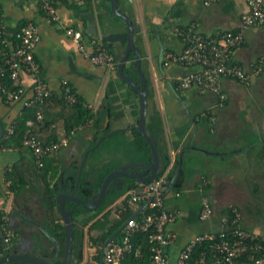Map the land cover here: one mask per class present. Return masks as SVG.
Returning <instances> with one entry per match:
<instances>
[{
	"label": "crops",
	"instance_id": "1",
	"mask_svg": "<svg viewBox=\"0 0 264 264\" xmlns=\"http://www.w3.org/2000/svg\"><path fill=\"white\" fill-rule=\"evenodd\" d=\"M101 1H93L88 12L85 0H53L59 16L55 23L45 15L38 0H0L2 27L11 35L22 21L34 24L40 38L35 50L41 67L40 77L47 81L51 90L59 93L61 82L68 81L94 112L103 110L104 102L106 105L110 102L112 118L107 123H110L112 132L130 133L139 123L138 95L135 96L133 90L120 80L118 68L112 70L94 65L79 51L77 43L64 33L65 27L81 31L82 44L88 52H92L94 46L104 49L107 46L113 50L119 63L124 54L123 47L119 43L110 46L111 43L103 38L126 33L127 27L113 13V17L108 13L106 20L101 21L98 11ZM126 1L118 0V8L135 21L139 29L134 40L138 39L136 45L142 52V70L150 82L153 102L163 123V145L169 149L172 159L169 170H174L176 158L183 155L189 160L190 171L196 172L185 183L181 193L168 191L164 198L165 207L178 212V220L167 227L177 235L176 242L168 249L171 263L175 264L190 239L224 230L222 213L230 208L240 213L239 225L244 230L264 237V228L258 221L260 214L253 212L246 201L250 195L264 197V69L251 79L249 85L224 80L222 93L215 95L201 93L196 88L179 90L177 80L188 70L177 65L163 66L167 54H178L184 49L182 40L176 35L177 28L196 23L198 30L206 35L239 28L241 15L247 11L245 0H212L209 5L205 4L206 0H131L130 6ZM134 5L140 12L138 18ZM92 20L96 37L88 33ZM244 33L245 43L235 52L233 61L247 71L258 68L259 63L264 68V28L253 27ZM21 80L28 90L34 83L33 77L27 74H22ZM22 104L23 101L7 103L0 95V215H4L2 219L8 230L16 234L12 255L54 259L55 264L61 247L43 231L44 210L39 191L45 180L37 178L38 172L32 168L35 157L24 146L1 147L3 138L8 139L10 130L14 132L13 122L21 117ZM67 108H62L55 101L49 103L42 112L44 124L33 127L44 141L52 134L57 136L58 143L67 141L66 145L46 155L50 167L69 166L76 160L81 164L85 155L88 156L89 146L95 137L89 124L66 135L65 121L72 114V108ZM47 123L51 124L50 127L43 128ZM2 127L5 135L1 138ZM183 131L186 132L180 138ZM177 141H180L179 148L174 150L172 145ZM14 168L16 174L12 180H7V173ZM179 168L171 173L169 179L166 175L163 179L169 183L178 172L177 182ZM25 180L30 184L22 193L16 196L11 192L13 181L22 184ZM47 181L54 183V173L47 174ZM202 196L209 198L214 216L208 222L191 221L190 214L200 213ZM123 200L112 206V221L119 218ZM128 201L133 215H137L142 206L132 203L129 198ZM14 210L19 211L24 219ZM253 213L257 217L252 220L250 216ZM102 233L100 230L88 232V227L85 228L80 264H99L94 241L98 242Z\"/></svg>",
	"mask_w": 264,
	"mask_h": 264
},
{
	"label": "built area",
	"instance_id": "2",
	"mask_svg": "<svg viewBox=\"0 0 264 264\" xmlns=\"http://www.w3.org/2000/svg\"><path fill=\"white\" fill-rule=\"evenodd\" d=\"M45 15L53 22L59 21L57 9L51 0H38ZM212 0H206L209 5ZM247 11L241 15L239 28L222 33L206 35L198 30L196 23H189L176 29V35L182 40L184 49L178 54H167L163 66H181L188 71L177 80L179 90L198 89L201 93L220 95L224 80H234L249 85L254 76L263 71L259 67L247 71L237 62L233 55L245 43L246 29L264 28V0H245ZM3 33L9 35L2 27ZM66 36L75 41L79 51L91 63L101 67L117 70L115 56L100 46H94L88 52L82 44L81 31L65 27ZM40 41L34 24H27L15 35L14 40L3 42L0 49V92L7 103L21 102L27 107L44 105L52 97L65 102L68 107L78 104V95L69 82H61V90L55 93L47 81L40 77V64L35 58V50ZM27 74L33 77L30 96L27 94L21 77ZM91 109V106L86 105ZM43 121L42 112H37L36 121L30 122V129L24 135L23 146L32 151L38 166L48 153L58 150L67 144L46 143L35 132L33 127ZM37 123V124H36ZM81 127V126H80ZM79 127L77 128V130ZM13 131L10 130L9 134ZM169 191V183L161 178L152 183L140 184L137 189L128 193L130 201L142 206L140 212L127 220L120 241L107 244L104 251V264H122L126 256H140V248L133 243V236L138 233L148 235L150 264H172L168 249L176 242L177 235L167 229L178 220V212L168 210L164 198ZM199 220L208 222L214 216V209L208 197L202 196ZM234 217L224 216L221 223L224 230L215 233H204L190 239L183 247L175 264H264V237L244 230L239 225L240 213L232 211ZM13 232L6 231L5 245L9 247ZM199 251V253H196ZM243 258V260H241Z\"/></svg>",
	"mask_w": 264,
	"mask_h": 264
},
{
	"label": "trees",
	"instance_id": "3",
	"mask_svg": "<svg viewBox=\"0 0 264 264\" xmlns=\"http://www.w3.org/2000/svg\"><path fill=\"white\" fill-rule=\"evenodd\" d=\"M95 0H85L87 4V11L90 12L92 8V2ZM52 3L54 4L53 0ZM100 6L98 5L99 17L101 21L106 20V14L112 16L110 3L107 1H101ZM2 17L3 12L0 8V49L3 47V42L9 40L12 41L15 38L17 32H19L26 24L27 21H22L18 27L11 33L12 37H9L3 33L2 30ZM85 19V18H84ZM87 19H85L86 21ZM238 28H235L236 30ZM91 37V36H90ZM105 49L114 55V52L111 48L105 46ZM141 52V51H140ZM142 55V52H141ZM115 56V55H114ZM36 58V57H35ZM118 61V58L115 57ZM37 60V59H36ZM128 64L124 68V74L132 79L137 85H140V80L136 70L135 64V55L130 53L128 57ZM264 69V68H263ZM32 77V76H31ZM147 90L149 91L148 95V114L146 122V131L149 136L153 137L157 143L156 148L161 161V168L158 180L163 178V176H169L171 173L175 172L177 167L179 168V178L174 188L172 190L173 194H179L183 191L185 183L192 179L196 175L195 171H190L189 160L183 155L177 157L174 162V170H169L172 159L170 151L167 147L163 145L164 143V130L163 123L159 111L157 110L155 103L153 102V93L150 88V82L147 78L146 81ZM23 83V82H22ZM24 85V84H23ZM25 87V86H24ZM26 88V87H25ZM32 87L28 90L26 88L27 94L25 97L30 96ZM74 90V89H73ZM135 96L137 93L133 90ZM1 97L5 101L3 94L0 92ZM78 104L72 108L71 118L66 119L65 129L66 135L71 134L74 130H77L80 126L90 125L95 132V137L91 142L88 149V156L86 164L83 168V173L78 184L77 190L75 192V197L83 201H90L93 198L94 193H97L101 190L102 185L106 177L111 174L113 171L121 165L126 164H137V163H151L152 162V151L149 144L144 139V137L138 132L137 128H133L130 133L128 131L123 132H112L110 123H107V120L112 118V106L109 104L105 106L103 110L92 111L91 109L86 108L85 101L80 97ZM58 102L62 108H67L68 106L63 101L57 100V98L52 97L44 105H33L27 107L22 104L21 106V117H19L14 123V132L8 137L3 138L1 142V147L12 148L23 146L24 135L30 129L27 126L29 121H36L37 112H45V109L48 108L49 103ZM68 109V108H67ZM45 122L39 125L42 126ZM107 123V124H106ZM37 124V123H36ZM50 123L45 124L43 128H49ZM6 127V126H4ZM34 129V128H32ZM187 130V129H186ZM6 131H8L6 129ZM186 131H183L180 134V138L183 137ZM59 139L54 134L48 136L45 139L46 143L55 142L58 143ZM99 145L95 147V145ZM180 141L173 143L172 147L174 150L179 148ZM48 157L43 159V165L40 167L38 164L33 161L32 168L36 170L37 178L44 179L45 183L42 189L39 191L41 196V205L44 210V222H43V231L47 233L50 239L56 241L61 247V252L59 258L55 261V264H59L64 259L65 253V226L60 215L57 197L59 195H69L73 192L76 178L78 175L80 161L76 160L69 166L61 167H50L47 165L46 160ZM100 159L98 163L94 161ZM54 161V160H52ZM92 161L94 163H92ZM53 166V165H52ZM16 168L12 169L11 172L7 173V180H12L13 175L16 174ZM49 172L54 173V183L51 184L47 181V174ZM122 189L115 190L113 193H110L104 198L103 203L95 210H87L82 205H79L72 201H67L65 203V208L68 211H72V217L75 224L74 232V241L72 247V262L71 264H80L82 257V249L84 246L85 238V228L88 227V232L93 230L103 231L98 242L104 243L119 227L123 225L129 218L133 216V211L129 207L128 196H125L132 190L137 189L139 183L135 179L123 178L122 179ZM29 181H23L22 184L12 182L10 187L11 192L18 196L24 189L29 186ZM114 188L113 186H111ZM124 198L122 203L119 205L121 207V213H119V218L117 220H111V208L116 204L120 199ZM201 209V208H200ZM200 212V211H199ZM222 215L234 217L232 213V208L226 210ZM3 214L0 215V231L2 235L0 237V258L3 256H9L14 253L13 250V239L16 234L12 236V240L8 248H6L4 239L6 235L7 228L6 223L2 219ZM191 221H200L199 213L190 214L189 216ZM4 228V230H3ZM6 228V229H5ZM15 233V232H14ZM124 236V232H121L114 241H120ZM133 243L136 248H140V256H135L134 254L126 256L122 264H150V252L148 244V235L145 233H138L133 236ZM94 242H97L94 241ZM12 246V247H11ZM101 250H99L98 260L100 258ZM199 253V251H196ZM243 260V258L241 259ZM10 264H22V263H10Z\"/></svg>",
	"mask_w": 264,
	"mask_h": 264
},
{
	"label": "water",
	"instance_id": "4",
	"mask_svg": "<svg viewBox=\"0 0 264 264\" xmlns=\"http://www.w3.org/2000/svg\"><path fill=\"white\" fill-rule=\"evenodd\" d=\"M111 6V11L114 16L121 18L126 27V33H117L112 34L108 38L104 36V40H107L111 43H119L123 49L124 54L120 59L118 64V76L121 81L125 82L127 86H129L132 90H134L138 95L139 100V123L137 126L138 132L144 137L147 143L150 146L152 151V162L151 163H137V164H126L121 165L117 168V170L113 171L109 174L103 182L102 188L99 192L94 193L93 198L90 201H83L75 197V192L77 190L78 184L80 182L83 167L86 162V156L82 160L80 164V168L78 171V175L76 178V183L74 190L69 195H59L57 197V203L60 211L61 218L63 220L65 226V234H66V241H65V253L64 259L60 264H71L72 262V247L74 241V232H75V224L72 217V211H68L65 208V203L67 201L75 202L79 205H82L87 210H95L104 201V198L108 196L110 193H113L115 190H121L123 183V178L135 179L140 184H147L152 183L159 177L160 168H161V161L160 157L156 148L157 141L148 135L146 131V122H147V114H148V90L146 86V76L142 70V57L140 51L135 44L134 37L139 32L137 27V23L133 21L127 14L123 13L118 8V0H108ZM88 33L94 37L97 36L96 28L94 26L93 20L88 25ZM135 54V64L136 70L138 73V77L140 80V85H137L132 79L124 74V68L128 62V57L130 53ZM5 135V130L1 128V138ZM98 144L95 146L97 147ZM178 172L175 173L173 179L169 182V192H171L174 188L176 178ZM110 184L114 186V188L110 187ZM16 215L20 218L24 219V216L17 210L13 211ZM133 215L132 217H135ZM131 217V218H132ZM127 225V221L123 223L121 227H119L104 243V248L107 246L108 243L115 240V238L124 230L125 226ZM11 262H19V263H26V264H53L54 259L48 258H36L34 256L28 255H10V256H3L0 258V264H7ZM100 264H104V254H102V259L100 260Z\"/></svg>",
	"mask_w": 264,
	"mask_h": 264
},
{
	"label": "rangeland",
	"instance_id": "5",
	"mask_svg": "<svg viewBox=\"0 0 264 264\" xmlns=\"http://www.w3.org/2000/svg\"><path fill=\"white\" fill-rule=\"evenodd\" d=\"M126 2H127V6L128 5L130 6L131 0H127ZM137 9H138L137 6L134 5V12H135V14L137 15V18H138L139 15H140V12H138ZM119 21L125 25V23H124V21L122 19H119ZM138 43H139L138 39L136 38L135 44L138 45ZM139 46H141V45L139 44ZM246 201L250 204L253 212H256V213L260 214L259 217H258V219H259L258 221L262 224V228H264V197L256 198V196L254 197V196L250 195V196L247 197ZM254 214L255 213H253V215L250 216L252 218V220L256 219V217H257V214L256 215H254ZM263 233H264V231H263Z\"/></svg>",
	"mask_w": 264,
	"mask_h": 264
},
{
	"label": "flooded vegetation",
	"instance_id": "6",
	"mask_svg": "<svg viewBox=\"0 0 264 264\" xmlns=\"http://www.w3.org/2000/svg\"><path fill=\"white\" fill-rule=\"evenodd\" d=\"M104 243L96 242V244H95L97 246V250H98L97 252L99 253V250H101L100 258H99V262H98L99 264H100V260L102 259V254H104V251H105Z\"/></svg>",
	"mask_w": 264,
	"mask_h": 264
}]
</instances>
